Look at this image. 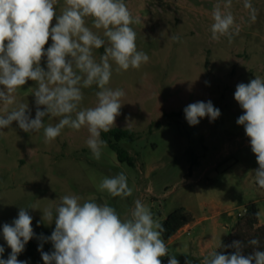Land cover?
Masks as SVG:
<instances>
[{
	"label": "rangeland",
	"instance_id": "rangeland-1",
	"mask_svg": "<svg viewBox=\"0 0 264 264\" xmlns=\"http://www.w3.org/2000/svg\"><path fill=\"white\" fill-rule=\"evenodd\" d=\"M226 2L125 0L138 21L130 25L137 34V50L150 59L139 69L130 67L120 72L110 61L113 72L108 87L125 92L121 114L112 128L140 134L133 142H118L135 158V166L121 163L108 144L99 160L93 158L86 145V127L79 131L65 127L50 143H45L43 129L25 133L15 121L9 128L0 129V246L5 249L0 258L7 259L11 253L3 238V224H11L20 207L32 216L34 230L52 233L55 223L42 221L43 210L52 207L55 215L60 198L70 194L97 203L107 200L121 219L130 215L136 199L148 206L160 222L180 207L192 209L195 221L211 216L212 202L220 210L229 211L221 214L217 227L211 219L204 220L189 232L165 241L168 256L160 258L162 264H168L173 255L179 264H185L186 259L200 264L229 236L238 213L244 212L251 201L258 202L264 219V189L257 185L253 172L258 164L250 138L236 123L243 110L234 99L238 84H247L255 77L264 79V0H251L257 9L255 22L250 21L244 0H231L230 9H224ZM217 3L222 11H231L240 26L231 42L225 36L211 38V13ZM54 7L57 15L61 14L64 0H57ZM86 26L107 39L103 29L93 27L91 17L86 18ZM173 36L179 40H172ZM51 43L49 38L45 50ZM103 54L104 47L93 50L97 62ZM41 67L46 70V57H42ZM36 87V82L28 81L14 93L15 103L0 102V116L6 114L5 109L12 111L24 103L29 106L31 118H35ZM97 91L96 85L82 89L80 107H94ZM209 100L221 112L213 122L208 117L201 118L195 126H190L185 117L163 121L165 112H180L191 103ZM59 119L45 117L44 124L55 125ZM155 122H162V126L150 131ZM193 171L196 174L192 178ZM121 172L133 189L131 196L121 199L98 190L104 177ZM41 243L44 252L53 250L50 241ZM39 245L34 249L25 246L18 260L44 264Z\"/></svg>",
	"mask_w": 264,
	"mask_h": 264
},
{
	"label": "clouds",
	"instance_id": "clouds-1",
	"mask_svg": "<svg viewBox=\"0 0 264 264\" xmlns=\"http://www.w3.org/2000/svg\"><path fill=\"white\" fill-rule=\"evenodd\" d=\"M64 3L61 14L57 15L54 7L57 0H0V86H3L0 102L11 105L15 103L17 89L28 81L37 84L33 93L37 106L35 118H31L28 104L20 103L12 111L5 109L6 114L0 116V129L9 128L15 121L25 133L43 129L44 141L50 143L65 127L75 131L86 127L89 133L86 145L93 158L99 160L102 149L107 146L101 134L115 126L116 117L121 114V99L125 96L122 89L108 87L113 72L110 61L120 72L130 67L139 69L150 58L137 50V34L130 25L138 21L125 0H64ZM243 7L249 11L250 21L255 22L257 9L251 0H244ZM230 8L231 0H227L224 9ZM88 17L92 18L95 29H103L106 40L86 26ZM211 18L213 40L225 36L231 42L239 34L240 26L232 12L222 11L219 3L213 6ZM49 38L52 43L45 50ZM171 39L178 41L179 37ZM102 47L104 54L97 62L93 50ZM42 57H46V70L41 67ZM93 85L99 89L95 93L96 105L81 108L82 89ZM234 99L243 110L236 123L244 127L250 138L251 151L258 164L253 170L256 183L264 189V79L255 77L247 84H238ZM183 111L190 126L198 125L204 117L213 122L221 115L210 100L191 103ZM49 116L60 119L55 125L45 126L44 118ZM97 188L121 199L133 194L123 172L104 177ZM54 212L55 215L53 208L48 207L42 213V221L55 223L50 236L38 237L53 246L51 252H44L43 243L39 245L44 264H162L160 258L168 256V247L162 238L166 229L139 199L134 201L125 219H121L107 200L97 203L75 194L61 197ZM32 220L26 208L20 207L12 223L3 224V238L11 253L7 259L0 258V264H27L17 257L36 236ZM247 243L255 246L251 254L244 255L245 243L234 240L230 245L220 244L234 249L232 254L214 251L200 264H264L260 240L253 238ZM4 250L0 246V256ZM168 264H179V261L175 255L169 256ZM185 264L193 262L186 259Z\"/></svg>",
	"mask_w": 264,
	"mask_h": 264
},
{
	"label": "trees",
	"instance_id": "trees-1",
	"mask_svg": "<svg viewBox=\"0 0 264 264\" xmlns=\"http://www.w3.org/2000/svg\"><path fill=\"white\" fill-rule=\"evenodd\" d=\"M185 117L184 111L180 112H165L163 114V121L170 120L172 118ZM162 122L152 123L149 127L151 131L153 128H160ZM140 137V134L131 129L112 128L108 133H102L101 138L107 141V144L117 153L118 160L121 163H127L130 166H135V158L130 153L119 147L118 142L121 140H127L133 142ZM259 207L255 202H249L245 206V212L243 216L239 217L230 231L229 236L221 243L222 245H230L234 240H240L245 243L243 254H251L255 246L248 245V241L253 238L260 240L259 250L264 251V224L260 225L259 222ZM193 214L186 208L180 207L171 212L166 219L161 221L166 231L162 234L164 241L172 239L179 231H181L187 225L194 222ZM36 236L31 239L26 248L34 249L40 244L38 237L43 234L45 237L50 236L49 232H40L34 230ZM217 252L224 254H232L235 250L232 248L218 247Z\"/></svg>",
	"mask_w": 264,
	"mask_h": 264
},
{
	"label": "crops",
	"instance_id": "crops-1",
	"mask_svg": "<svg viewBox=\"0 0 264 264\" xmlns=\"http://www.w3.org/2000/svg\"><path fill=\"white\" fill-rule=\"evenodd\" d=\"M196 172L193 171L192 175L190 177L193 178V176H195ZM199 180H197V182H199ZM251 202H255L258 204L257 201H251ZM258 207H259V204H258ZM192 214L194 213V211L192 209H188ZM259 210H260V207H259ZM174 211V210H173ZM172 211V212H173ZM229 211H223V210H220L218 207H217V204H215L214 202H212L211 204V216L210 217H205V218H202L200 219L199 221H194L192 224L190 225H187L186 227H184L181 231H179L172 239L169 240V242L171 240H173L179 233L183 232V231H188L189 229L193 228L195 225H197V223L199 222H202L204 220H208V219H211L213 221V226L214 227H217L219 225V222L218 220L221 218V214L222 213H227ZM170 214V213H169ZM228 215H231L230 213ZM259 222H260V225H263L264 224V219L261 218V210L259 212ZM228 228V227H227Z\"/></svg>",
	"mask_w": 264,
	"mask_h": 264
},
{
	"label": "built area",
	"instance_id": "built-area-1",
	"mask_svg": "<svg viewBox=\"0 0 264 264\" xmlns=\"http://www.w3.org/2000/svg\"><path fill=\"white\" fill-rule=\"evenodd\" d=\"M172 1H173V2H176V1H179V0H172ZM244 212H245V210H244ZM244 212H242V213H241V212H239V213H238V217H241V216H243ZM188 232H189V230H188Z\"/></svg>",
	"mask_w": 264,
	"mask_h": 264
}]
</instances>
